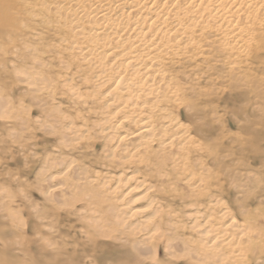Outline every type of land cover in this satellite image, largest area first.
<instances>
[{"label":"bare ground","instance_id":"6f19581e","mask_svg":"<svg viewBox=\"0 0 264 264\" xmlns=\"http://www.w3.org/2000/svg\"><path fill=\"white\" fill-rule=\"evenodd\" d=\"M0 47L31 97L34 147L44 137L33 159L47 204L33 212L34 264H100L109 246L118 264L159 247L240 264L231 258L251 246L243 235L256 223L237 225L203 183L211 170L198 153L211 149L193 141L191 75L222 66L248 81L264 60V0H0Z\"/></svg>","mask_w":264,"mask_h":264},{"label":"rangeland","instance_id":"374dc122","mask_svg":"<svg viewBox=\"0 0 264 264\" xmlns=\"http://www.w3.org/2000/svg\"><path fill=\"white\" fill-rule=\"evenodd\" d=\"M8 51L7 56L0 47V98H6L10 103L7 111H0V264H34L33 225L36 220L33 219V212L38 208L44 215L47 204L34 187L33 172L37 165L33 159L37 151L44 156V137L39 134L40 148L34 147L31 127L35 109L30 112L31 97L20 91L25 85L17 83L13 65L7 63L8 68L3 67V56L12 59L16 50L10 46ZM211 65L214 63L211 62ZM220 67L208 73L207 65H204L195 76L198 68L192 66V137L204 149H211V152L204 150L198 153L202 155L200 160L204 167L211 170L203 177L204 185L213 186L217 198L236 219L237 225L256 223L254 229L243 235L244 240L251 239V246L246 243L240 246L242 251H236L231 260L236 259L240 264H264V60L251 66L248 81L240 83L231 80L228 70ZM240 67L244 71L247 65L242 63ZM218 73L220 78H216ZM21 99L27 112L19 109ZM191 155L194 164L198 157L193 153ZM166 198H169L172 208H180L178 201ZM192 213L194 215L193 209ZM191 220L194 224L193 218ZM39 226L44 233L43 223ZM234 229L240 231L241 228ZM191 233L196 239V229H192ZM111 248L104 247L107 252H98L100 264L122 261L119 255L108 254V251H113ZM39 252L43 261L48 260L45 250ZM196 254L190 260L183 253L170 257L163 247H159L156 255L142 257L138 261L139 264H208L213 260L202 251ZM228 260V257L219 258L215 264H224ZM88 262L89 259H86L85 264Z\"/></svg>","mask_w":264,"mask_h":264},{"label":"snow or ice","instance_id":"6c2138e0","mask_svg":"<svg viewBox=\"0 0 264 264\" xmlns=\"http://www.w3.org/2000/svg\"><path fill=\"white\" fill-rule=\"evenodd\" d=\"M193 127H195L196 125H195V117H193ZM21 226H23V225H21ZM165 264H166V262H165Z\"/></svg>","mask_w":264,"mask_h":264}]
</instances>
